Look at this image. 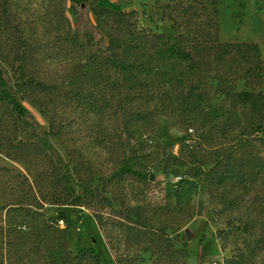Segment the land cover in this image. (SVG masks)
Wrapping results in <instances>:
<instances>
[{"label": "rangeland", "instance_id": "374dc122", "mask_svg": "<svg viewBox=\"0 0 264 264\" xmlns=\"http://www.w3.org/2000/svg\"><path fill=\"white\" fill-rule=\"evenodd\" d=\"M0 68V264H264V0H0Z\"/></svg>", "mask_w": 264, "mask_h": 264}, {"label": "trees", "instance_id": "16d2710c", "mask_svg": "<svg viewBox=\"0 0 264 264\" xmlns=\"http://www.w3.org/2000/svg\"><path fill=\"white\" fill-rule=\"evenodd\" d=\"M74 3H78L79 0H71ZM210 48L217 50V55L215 56V60L217 63H225L226 59L230 58V62L236 63V55H242L245 57L246 55H255L259 57L260 49L257 45H247V44H220L217 37H210ZM165 53L170 58H176L181 61H190L192 56L190 53L186 52L180 45L177 43L171 45ZM109 58V57H108ZM110 59V58H109ZM264 85V83H263ZM15 85L13 82L7 77L6 72L0 68V102L8 104L15 115L19 118H28L32 121V126L34 129H37V125L32 120L29 112L23 106L19 98L13 94ZM250 90V93L246 91ZM239 102L242 105H248L257 109L259 106V101L255 98L254 93H252L251 88H245L243 92H241L238 96ZM262 143L264 145V139H262ZM67 194L71 200L69 203L74 206H78L80 203V198L75 196L74 192L71 188H68Z\"/></svg>", "mask_w": 264, "mask_h": 264}, {"label": "water", "instance_id": "95a60500", "mask_svg": "<svg viewBox=\"0 0 264 264\" xmlns=\"http://www.w3.org/2000/svg\"><path fill=\"white\" fill-rule=\"evenodd\" d=\"M246 92L247 93H250V90H247ZM151 180H153V177H151ZM186 236H187V239L188 240H191L192 239V235L188 231L186 232Z\"/></svg>", "mask_w": 264, "mask_h": 264}]
</instances>
